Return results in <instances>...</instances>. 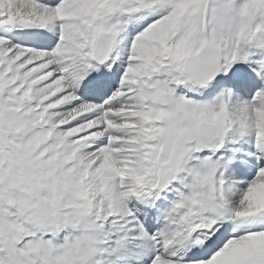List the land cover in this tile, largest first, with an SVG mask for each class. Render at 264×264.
Here are the masks:
<instances>
[{
  "label": "snow or ice",
  "instance_id": "6c2138e0",
  "mask_svg": "<svg viewBox=\"0 0 264 264\" xmlns=\"http://www.w3.org/2000/svg\"><path fill=\"white\" fill-rule=\"evenodd\" d=\"M261 9L264 0H0V264H105L109 251L110 264L140 252L151 264H255L264 54L241 42L264 45ZM17 27L48 31L29 34L40 45L30 48L10 39ZM240 177L252 178L240 188ZM167 191L165 224L150 233L144 221ZM174 244L184 245L176 258Z\"/></svg>",
  "mask_w": 264,
  "mask_h": 264
},
{
  "label": "bare ground",
  "instance_id": "6f19581e",
  "mask_svg": "<svg viewBox=\"0 0 264 264\" xmlns=\"http://www.w3.org/2000/svg\"><path fill=\"white\" fill-rule=\"evenodd\" d=\"M132 27L133 26H131V25L129 26V32L131 33V35H133L135 33V32L132 31ZM137 30H139V29H137ZM8 31L11 33L10 39L12 40L13 43L24 45V46H27V47H30V48H33V47L37 48L40 45L36 41H34L33 39H30L29 38V34L35 33V32H45V31H48V30L47 29H43V28H34V27H17V28H10ZM49 35H52V33L49 32ZM248 52H250V53H252L254 55L264 54L263 45L255 44L254 46H252V47H250L248 49ZM189 95L193 96L194 99L200 98L198 95H193L192 93H189ZM242 99H247V98L243 97ZM97 101H100V100H97ZM97 101H96V103H97ZM247 139L249 141H251L252 137H247ZM245 147L251 149L252 145L251 144H247V145H245ZM253 175H255V174H253ZM251 178L252 177H240V178H237L238 187H240V188L246 187V183H244V182L247 181V180H250ZM178 184H179V182H177V185ZM174 198H175V193L172 192V191H167L164 194H162L161 198L155 200L156 208L159 209V211L154 213V217H153L154 221L151 222L152 224L149 225V228L147 230L150 229V226L152 228H158V227H160L162 225L163 218H165L163 216L166 214L167 208L170 206V203H171V201ZM133 202L135 204V211L138 208H142V203H139L136 200H133ZM147 227H148V225H147ZM155 231H156V229H153L150 232L154 233ZM180 246H181V248H180ZM178 249L181 250V252H182L183 249H184V245L174 244L171 247L170 251L175 254V252ZM181 252H179L178 254H175L173 257L174 258L178 257ZM139 255H141V256H139ZM139 255H138L139 256V259H138L139 262L142 261V258H146L147 259L146 264H151V259H152L151 255H147V254H145V252H140ZM103 258L105 260V264H110V262L113 259H115L114 255L110 251L105 253ZM203 258H205V257H201V259H203ZM257 262H258L257 264H264V262H262V261H257Z\"/></svg>",
  "mask_w": 264,
  "mask_h": 264
},
{
  "label": "rangeland",
  "instance_id": "374dc122",
  "mask_svg": "<svg viewBox=\"0 0 264 264\" xmlns=\"http://www.w3.org/2000/svg\"><path fill=\"white\" fill-rule=\"evenodd\" d=\"M225 2H226V0H225ZM244 3H245V0H233V7L236 8V9H238V8L241 7ZM119 17H120V13H119V12H110V13H106V14H105V18L108 19V20H110V21H115V20H117ZM149 22H151V21L149 20ZM254 22H255V23H264V9H261V10L257 13L256 19H255ZM229 31H231V28H226L225 31H224V34H227ZM133 35H135V33H134ZM255 44H259V43L256 42V41H242V42H241V48H242L243 51H247V52H248V49H249L250 47L254 46ZM33 48H35V47H33ZM263 49H264V45H263ZM125 59H126V57H125ZM246 98H247V99H250V98H251V94H249ZM99 102H101V101H97V103H99ZM129 206L132 207L133 211H135V204H134L133 201L131 202V204H130ZM163 215H164V214H163ZM163 217H165V215H164ZM153 221H154V218L151 220V222H153ZM144 222H145V223H144V227H145V229L147 230V229L149 228V225H150V224H149V222H148L147 220H145ZM163 222H164V223H163ZM163 222H162V225H161L160 227H158V228H152V227L150 226V229H149L148 231L150 232V231L153 230V229H156V231H157V229H161L162 226H164V224H165V218H163ZM147 223H148V224H147ZM151 224H152V223H151ZM147 225H148V227H147ZM156 231H155V232H156ZM150 233H153V232H150ZM179 245H180V244H179ZM180 248H181V246H180ZM179 252H181V250L178 249V250L175 252V254H178ZM138 255H139V254H138ZM248 255H249V256L255 261V264L258 263L257 261H262V262H264V261H263V260H264V248L257 249V250H255V251L249 253ZM139 256H141V255H139ZM173 258H174V257H173ZM203 259H207V257H205V258H203ZM146 262H147V259H146V258H142V261H141V262H139V260H138V261L135 262V264H146Z\"/></svg>",
  "mask_w": 264,
  "mask_h": 264
},
{
  "label": "clouds",
  "instance_id": "9594fccd",
  "mask_svg": "<svg viewBox=\"0 0 264 264\" xmlns=\"http://www.w3.org/2000/svg\"><path fill=\"white\" fill-rule=\"evenodd\" d=\"M241 7H242V6H241ZM241 27H242V22H241V20H240V19H236V20H234L233 23H232V26H231V31H230V33L228 32L227 34H225V35H224V38H227L229 35H235V34L240 30ZM4 227H6V224H5V225H0V229H2V228H4ZM59 242H60V243H63V242H64V238H63V237L59 238ZM73 243H75V239H73ZM77 251H78V249H76V248L73 249V252H74V253L77 252ZM22 255H24L25 258H27V257H26V254H22ZM0 259H2V258H0Z\"/></svg>",
  "mask_w": 264,
  "mask_h": 264
}]
</instances>
